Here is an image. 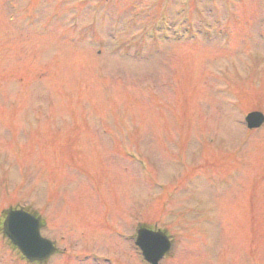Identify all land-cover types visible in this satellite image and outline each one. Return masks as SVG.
Listing matches in <instances>:
<instances>
[{
	"label": "rangeland",
	"instance_id": "374dc122",
	"mask_svg": "<svg viewBox=\"0 0 264 264\" xmlns=\"http://www.w3.org/2000/svg\"><path fill=\"white\" fill-rule=\"evenodd\" d=\"M246 109L264 0H0V211L32 208L45 264H148L122 236L142 222L176 243L161 264H264ZM0 264L33 263L0 232Z\"/></svg>",
	"mask_w": 264,
	"mask_h": 264
},
{
	"label": "water",
	"instance_id": "95a60500",
	"mask_svg": "<svg viewBox=\"0 0 264 264\" xmlns=\"http://www.w3.org/2000/svg\"><path fill=\"white\" fill-rule=\"evenodd\" d=\"M250 127H259L263 114L253 112L248 116ZM5 233L31 261L49 258L56 248L40 235V224L37 219L23 211H11L5 221ZM137 244L143 249L145 257L153 262L158 260L170 248V241L165 234L142 229Z\"/></svg>",
	"mask_w": 264,
	"mask_h": 264
}]
</instances>
